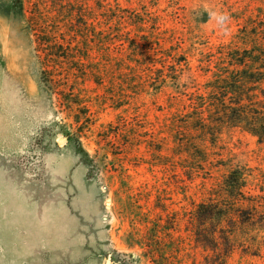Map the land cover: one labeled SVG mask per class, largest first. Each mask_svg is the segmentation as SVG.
I'll use <instances>...</instances> for the list:
<instances>
[{
	"label": "rangeland",
	"instance_id": "obj_1",
	"mask_svg": "<svg viewBox=\"0 0 264 264\" xmlns=\"http://www.w3.org/2000/svg\"><path fill=\"white\" fill-rule=\"evenodd\" d=\"M20 1L22 6L0 0V264H208L214 256L198 242L194 208L217 192L232 169L245 174L244 193L254 206L227 225L232 250L220 244L221 264H264V145L230 130L209 147L206 166L173 156L169 123L183 104L170 96L179 85L169 83L157 94L158 79L148 73L143 53L135 58L136 68L120 67L117 59L118 68L103 65L102 87L91 81L79 86L91 99L88 115L76 124L58 104V76L64 71L43 68L51 60L35 43V30L52 25L49 0ZM65 1L83 15L94 5ZM100 2L143 14L140 36L149 39L153 32L154 42H170L171 51L182 48L180 60L189 62L191 72L170 64L164 78L181 84L199 76V53L230 43L259 5ZM203 11L209 13L205 23L199 22ZM35 12L46 19L36 20ZM129 28L116 23L114 32ZM109 38L115 39L104 35Z\"/></svg>",
	"mask_w": 264,
	"mask_h": 264
},
{
	"label": "trees",
	"instance_id": "obj_2",
	"mask_svg": "<svg viewBox=\"0 0 264 264\" xmlns=\"http://www.w3.org/2000/svg\"><path fill=\"white\" fill-rule=\"evenodd\" d=\"M92 1L91 14L83 15L67 5L65 0H49L48 9L52 15L48 23L52 25L35 30L37 52L44 53V57L51 60L50 65L42 67L64 71L62 77L58 76V104L66 109L76 124H81V118L88 115L87 102L91 99L79 92V86L91 81L102 87L100 77L103 65L118 68L113 62L117 59L122 62L120 67L136 68L135 58L143 53L150 61L145 64L149 68L148 73L158 79L157 94L169 83L180 87L172 88L170 96L178 104H183V111L176 112L169 123L173 156L179 157V160L187 157L206 166L209 164V147L230 130L246 133L257 144L264 145V0H257L259 5L254 8L255 14L243 22L244 26L230 43L199 53L195 67L199 76L191 75L182 84L179 79H164L170 64L178 71L187 67V71L191 72L189 62L185 58L180 60L181 47L171 51L170 42H154L151 38L153 32L148 33L149 39L140 36L139 29L146 24L143 14L131 15L107 2ZM12 3L22 6L20 0H13ZM36 13L39 12L32 13L36 20L46 19ZM201 17L199 22H207L209 13L203 11ZM250 19L254 20L251 25L248 24ZM116 23H124L130 28L123 34L119 30L114 32ZM105 34L115 39L105 40ZM114 46H119L120 51H114ZM163 49L171 54L159 55V50ZM160 58L163 63L158 62ZM61 78L64 81L62 85ZM129 93L133 94L132 91ZM124 98L129 99L130 96ZM113 99L110 98V101L113 102ZM77 147L81 151L80 146ZM87 165L91 168L89 163ZM245 186V174L232 169L223 178L217 192L194 208V216L200 226L198 242L214 256L208 258L209 261L206 259L208 264L222 263L224 255L220 253L223 249L220 244L226 252L232 250L226 233L227 225H234L242 214L248 213L249 208L254 206H249ZM243 204L247 205L245 210L241 209Z\"/></svg>",
	"mask_w": 264,
	"mask_h": 264
},
{
	"label": "water",
	"instance_id": "obj_3",
	"mask_svg": "<svg viewBox=\"0 0 264 264\" xmlns=\"http://www.w3.org/2000/svg\"><path fill=\"white\" fill-rule=\"evenodd\" d=\"M60 141H62V139ZM106 263L108 264L109 263V260Z\"/></svg>",
	"mask_w": 264,
	"mask_h": 264
}]
</instances>
